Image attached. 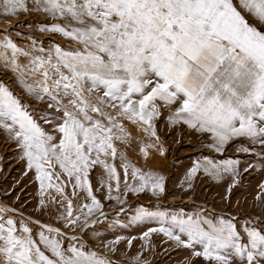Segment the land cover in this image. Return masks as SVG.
Masks as SVG:
<instances>
[{
	"label": "snow or ice",
	"instance_id": "6c2138e0",
	"mask_svg": "<svg viewBox=\"0 0 264 264\" xmlns=\"http://www.w3.org/2000/svg\"><path fill=\"white\" fill-rule=\"evenodd\" d=\"M37 10L49 14L63 24L40 26V31L58 33L75 43L64 49L55 46L31 55L17 47L3 33L0 48L10 50L11 57L0 56L5 65L18 74L20 83L37 100H48L62 116H52L59 133L58 143L22 109L12 93L0 86V128L8 131L18 143L27 169H35L40 187V205L45 206L44 192L55 188L63 194L59 176L52 169L59 165L75 189L87 192L91 203L81 205L83 223L74 215L72 201L67 200L64 226L81 230L95 223L93 213L101 209L93 195L89 171L103 167L108 185V199L113 197L112 181L119 192L121 178L115 164L117 149L114 140H124L120 121L138 124L143 131L159 141L153 121L161 116V108L170 112V125L183 124L189 129L210 135L209 147L223 152L230 141L245 138L264 151V0H35ZM6 14L28 11L23 0H3ZM19 35V33H17ZM28 58L20 65L16 57ZM25 75L39 77L27 83ZM67 97V103L63 98ZM109 109L110 111H105ZM51 114H48L50 116ZM48 116L45 122H50ZM10 121V123H8ZM155 145H148L154 147ZM140 151L147 155L145 148ZM239 151L249 153L255 148L242 145ZM163 148L160 153L163 155ZM103 157V158H102ZM239 160L220 163L205 161L206 174L218 178L221 173L238 175ZM124 169L125 192L151 191L164 193V178L132 168L129 183L128 164ZM201 167L196 164L188 172L195 176ZM248 169L246 168L245 171ZM27 175V172L25 173ZM261 187H264L262 185ZM231 190V189H229ZM39 210V209H38ZM11 209L0 208V264H111L94 250L79 246L65 248L58 228L46 227L38 239L29 224L4 215ZM103 215V213H100ZM154 214L137 211L134 221H143ZM93 217L92 219H89ZM160 225L149 228L141 239L151 233H162L176 245L194 248V256L216 264H231L230 258L246 260L247 264H264V234L254 227L238 230L230 220L189 215L158 214ZM240 231L247 236L241 243ZM186 236L183 240L181 236ZM76 239L75 236L72 237ZM122 237L109 242L115 245ZM131 245L132 240L128 241ZM43 246V250L41 248ZM107 248L108 245H105ZM114 250V249H113ZM46 252L51 256L46 255ZM259 258V260H257ZM141 262L139 256L134 258Z\"/></svg>",
	"mask_w": 264,
	"mask_h": 264
},
{
	"label": "rangeland",
	"instance_id": "374dc122",
	"mask_svg": "<svg viewBox=\"0 0 264 264\" xmlns=\"http://www.w3.org/2000/svg\"><path fill=\"white\" fill-rule=\"evenodd\" d=\"M23 2L28 8L27 12L6 14L3 0H0V40L4 39L3 33H7L17 47L31 55L42 54L38 51L41 48L44 49L43 54H46L57 45L64 49L76 46L73 41L58 33L40 31L41 25L47 27L56 23L63 24V21L53 19L42 10H37L35 0ZM11 55L10 50L0 48V56L10 58ZM16 60L22 66L28 63V58L23 55H17ZM38 78L24 76L27 83H32ZM0 86L6 87L20 102L22 109L46 133L53 135L56 138L55 142L58 143L56 121L51 117L62 116V112L56 113L55 108H49L47 97L40 101L34 95H29L20 83L18 74L6 66L3 59H0ZM67 101V97L63 98L64 103ZM169 115L167 109L161 108V116L153 121L159 141L145 133L140 125L127 120L120 121L124 129V140L113 141L117 149L115 160L111 156L106 158L109 164H115L121 178L119 192L116 190L115 181L111 182V195L118 196L119 200L108 199L110 194L108 185L103 183L107 179L105 170L100 165L93 166L89 171V181L101 209L93 213L96 222L90 223L83 230L79 226L66 228L59 218L65 214L67 200H71L74 215L80 216L79 223H83L81 205L91 203L87 198V192L75 189L74 195L72 186L74 181L69 182V178L63 174L59 165L54 163L53 168L48 170L54 171L59 179L54 176L52 183L60 184L64 192L61 194L57 193L55 188L47 189L43 196L45 206L41 207L40 187L35 179V169H27V161L22 158L23 154L17 141L8 131L0 128V208L14 210L5 212L4 215L19 220L20 216L16 215L19 213L23 218L38 222L29 224L37 239L40 231H45L46 235H54L48 234L46 227L42 228L41 225L58 228L62 234L59 238L65 248L83 243L86 249L94 250L101 257L111 261V264H136L134 258L137 256L146 264H216L215 261L193 255L194 250L202 251L199 245L194 248L178 246L162 233H151L147 241L141 239L142 234L149 228L160 226L156 222L160 213L166 216L182 213L185 219L189 215L195 216L200 213L207 218L230 220L237 225L238 230L249 226L264 234V187H261L264 185V151H260L261 146L252 145L245 138H238L230 141L223 152H217L209 147L213 143L209 134L196 132L183 124L170 125ZM46 116L50 120L48 123L45 122ZM150 144L155 146L148 147ZM242 145L250 149L255 148V151L249 153L239 151ZM141 147L145 148L147 155L140 151ZM160 148L164 150L163 155ZM229 159L239 160L237 166L239 174L235 178L231 173H221L218 178L205 173L206 160L220 163ZM123 162L129 166V183H139L131 179L134 167L142 173L150 172L162 176L164 193L153 196L148 190L135 194L125 192ZM196 164H200L201 167L195 176L189 179L188 172ZM140 209L154 215L143 221H134L133 217ZM73 236L76 237L75 240L72 239ZM240 236L241 243L247 244L246 234L240 231ZM117 237H122L118 243L115 245L109 243L115 241ZM181 238L187 239L183 235ZM129 240H132L131 245L128 243ZM41 248L43 250L42 245ZM46 255L51 256L48 252ZM230 259L231 264H247L246 260Z\"/></svg>",
	"mask_w": 264,
	"mask_h": 264
}]
</instances>
